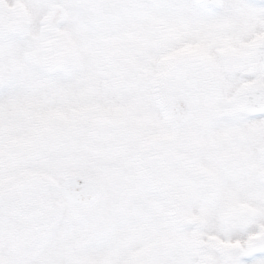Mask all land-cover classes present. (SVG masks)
<instances>
[{
  "label": "snow or ice",
  "instance_id": "obj_1",
  "mask_svg": "<svg viewBox=\"0 0 264 264\" xmlns=\"http://www.w3.org/2000/svg\"><path fill=\"white\" fill-rule=\"evenodd\" d=\"M0 264H264V0H0Z\"/></svg>",
  "mask_w": 264,
  "mask_h": 264
}]
</instances>
